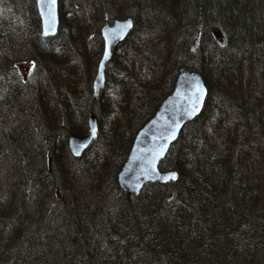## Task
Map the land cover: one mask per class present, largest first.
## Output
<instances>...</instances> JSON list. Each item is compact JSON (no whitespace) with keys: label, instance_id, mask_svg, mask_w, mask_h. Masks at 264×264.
Masks as SVG:
<instances>
[{"label":"trees","instance_id":"1","mask_svg":"<svg viewBox=\"0 0 264 264\" xmlns=\"http://www.w3.org/2000/svg\"><path fill=\"white\" fill-rule=\"evenodd\" d=\"M71 2V9L60 3L58 34L48 42L41 35L35 0H0V120L10 129L9 138L0 132V264H264V168L249 159L257 148L243 130L249 119L264 143L263 112L248 109L232 91L235 72L203 46L216 43L213 31L219 29L225 36L221 47L227 48L231 34L239 33L254 55L264 56V0ZM106 12L109 17L102 20ZM90 14L98 34L102 25L131 17L133 28L125 39L142 54L139 66L132 65L123 42L116 46L105 69L107 92L112 88L107 81L115 79L125 92L141 88L148 96L160 79L158 71L173 78L180 66L195 70L192 63L198 60H209L214 72L218 66L228 69L218 75L222 106L205 113L214 104L205 80L203 110L183 127L159 163L160 170H175L177 178L146 184L131 196L118 185L120 163L105 168L86 150L71 156L68 136L86 132L73 126L77 89L69 88L60 74L39 70L33 60L42 51L64 58L66 45L81 51L84 59V29L78 36L72 24ZM177 49L185 60L177 57ZM57 61L47 58V65L52 69ZM39 80L46 82L38 86ZM105 90L96 101L90 97L89 105L98 104V134L114 150L125 145L120 128L127 98L116 102ZM165 93L157 94L159 103ZM158 102L145 113L139 110L135 121L130 117L135 128L131 142ZM224 108L238 120L236 139L224 121ZM197 118L204 122L202 131L196 128ZM67 159L78 164L69 177ZM55 164H63L61 172Z\"/></svg>","mask_w":264,"mask_h":264},{"label":"rangeland","instance_id":"2","mask_svg":"<svg viewBox=\"0 0 264 264\" xmlns=\"http://www.w3.org/2000/svg\"><path fill=\"white\" fill-rule=\"evenodd\" d=\"M18 1L23 3V1L25 2L26 0H18ZM63 2L64 3L67 2L66 6L69 7V9L72 8L71 0H60V3H63ZM109 13L107 12L104 13L102 20L107 19L109 17ZM91 17L92 15L90 14L88 18H85V17L81 18V20H76L72 24L74 25V28L76 27L78 29V34H79L78 36H81V32H82L81 30L84 29V34L82 35V38H81V39H85V42L83 40V43L86 46L84 50L85 52L83 53L84 59H82L83 56L81 55V51L73 50L68 45H66L63 51L65 55L64 58H63V55L59 56L56 54V52L55 53H48V52L43 53L42 51L41 53H38L37 56H35L36 58L33 59V60L38 61L39 66H40L38 68L39 70H43V71L50 70L49 75L53 74V76L54 74L55 75L60 74L61 76L59 77V79L62 80L63 82L67 80V82L65 83L70 84L69 88L77 89L75 93L76 94L75 98L77 102L74 107L77 110L73 113V116L75 117L76 121L73 123V126L75 129L81 130V131L85 130V128L87 130V124H88L90 114H94L96 117L98 116L96 113L97 112L96 108L98 104L92 102L91 103L92 106H90L89 103L91 102L90 97L91 98L93 97V101H96L99 98V95L96 98L93 96L94 90H93L92 80H93L94 75L96 74L97 66H98V63L100 61V58L103 52V46L101 47V43H103V41H102L100 34L95 32V24L91 20H88ZM69 27L71 28L72 26H69ZM133 35L136 36L137 34L134 33ZM139 40L141 39L138 37V41ZM129 42H130L129 39H125L123 41V45L125 46L124 47L125 55L130 60L132 65L139 66V62H140L139 57L142 58V54H140L138 50L130 46L131 42L130 43ZM203 46H204V49H207L210 55L215 56L216 54L218 56L217 58H220L221 60H223L224 63L227 64L226 66L228 67V69L232 68V70L235 72V75L237 76V79H236L237 86H235L234 89L232 88V91L233 92L235 91L237 94H239L240 97H242L244 104L248 107V109H252V111L253 109L255 110L259 109V111L258 110L256 111L258 114L260 112H263V114H261V117L264 118V111H263L264 110V56L258 57V55H254L252 50L247 46L246 41L242 38L241 34L239 33H233V35L231 34L230 44L227 48L221 47L217 42L211 44V43H208L207 41L204 42ZM143 53L147 54L148 51H144ZM176 54H178L177 57H181L183 60L187 58V56L184 55V53H182L181 50L178 51L177 49ZM251 55L254 56L253 60H252L253 56ZM47 58L50 61L54 59H59V61H57L55 66H52V69H50L51 66L47 65L48 64ZM27 65L28 63H26V65L24 63L23 66H27ZM29 66L30 68L33 67V65L31 64ZM110 66H111V63H107L106 69H108ZM192 67L195 69L193 71L200 73L203 79H205L208 82V84L211 86L209 99H210V102H213L214 104L210 105L207 111H205L207 115H211L216 110V108H214L215 106H218V107L222 106L218 99L220 95L219 82L221 78L218 75L219 74L221 75L220 72L222 73L227 72L228 69L225 67L218 66L219 71L214 72L211 68V62H209V60L195 61L192 63ZM73 69H75L77 73L76 75L72 76L71 75L72 73L70 71ZM260 69L263 70V73L260 72ZM215 75H217V77ZM158 78L160 79H158L155 82V85L151 87L152 92L150 91L148 96H143V92L141 91L142 90L141 88L140 90L134 89L133 91L129 89L130 91L127 90V92H125L124 89L126 87L125 88L122 87L123 84L121 83V81H119V84L116 86L115 79H111V81L109 79L107 81V83H110L112 87L109 89V92H107L105 90V87H106V81H105V85L102 88V90L106 91L109 98L112 97V100H115L116 102L120 101L121 99L123 100L125 98H127L126 101H128V102L126 101L124 102L125 103L124 105L126 107L125 109L127 110V113H126L127 116L122 121L121 128H120V139L122 138V140L125 142V145H124V142L121 141V143L124 145L123 147L119 148L117 147V145L114 144L116 146L114 150L107 149L105 138L100 133V134H97L96 138L94 139L95 142L93 143V146L91 145L86 150L88 155L90 156L93 155L92 158H94L96 161L103 162L105 168L106 166H109L112 163H115V164L120 163V165H122V163L125 161V158L127 156V153L125 154L126 146L129 142H131L132 133H133L131 131H134L135 129L133 125H130V117L132 116V120L135 121V116L139 115L138 114L139 110H142L141 112L145 113L148 109V106H151V109H152V106H154V104L158 102L159 99H156L157 94L158 95L160 94L159 96H162L166 92L165 95H167L169 94L170 90L173 88L175 76L172 78V75L169 76V73H166L165 75L161 73L159 76V71H158ZM45 82H43V80H39L38 86ZM129 82L131 83L132 80L130 79ZM115 86L116 88H114ZM44 89L46 92L50 93V88H47L45 86ZM113 89L115 91L113 94L114 96L111 95L112 93L110 91ZM144 103L146 104L144 105ZM158 105L159 104H157L156 108L158 107ZM156 108L153 109L152 113H154ZM87 111H93V112L87 113ZM221 112H223L224 114L225 108ZM226 112H229V111H226ZM230 114H231L230 112L227 114L225 113L224 121L226 122L227 126H229V128L231 129V132H233L234 139H236L235 135L239 129L236 123L238 122V120L235 121V119H233V116ZM49 118L50 117H46L44 118V120L47 121V119ZM196 120H197L195 123L196 128L202 131L204 127L202 126L204 124L203 120L200 118H197ZM233 121H234V125H232ZM247 124L248 126L247 127L245 126L243 130L247 128L245 130L247 133V138H250L249 140L250 144L254 145L253 146L254 149L257 148V150H253V152L255 151V154L253 153L251 155L252 157L249 156V159L254 158V160H256L258 164L260 162V165L264 168V148L261 151L258 150V148H261L260 146L264 147V143L263 142L261 143L260 140H257L258 133L255 130L257 128L251 125V122L249 119H248ZM1 131H2L1 134L5 137L7 136V134L10 133L8 122L5 123L4 121L2 122L0 120V132ZM48 131L53 133V135H58V132H59L57 129L52 128V127L51 128L49 127ZM227 134L229 135V133ZM76 135H80V134H76ZM67 145H68V140H67ZM130 146L128 147L130 148ZM73 158H77V157L73 156ZM63 161L65 163L64 166L66 165L68 167V171H67L68 177L72 176L73 173L71 174L70 169H72V167L75 168L76 165H78V164H75L76 160L71 161L67 159ZM62 165L60 166V165L55 164L54 167L57 169L58 172H61V167H63ZM73 184L76 185L74 178H73ZM48 190H49V187H48Z\"/></svg>","mask_w":264,"mask_h":264},{"label":"water","instance_id":"3","mask_svg":"<svg viewBox=\"0 0 264 264\" xmlns=\"http://www.w3.org/2000/svg\"><path fill=\"white\" fill-rule=\"evenodd\" d=\"M36 3L43 36H53L57 32L59 22L58 0H55L51 7V0H36ZM128 22H131V26L125 27ZM132 28L131 17L116 18L101 28L104 47L93 78L95 98L104 86L106 63L116 46L124 41ZM213 37L219 45L225 43V36L219 29L213 31ZM207 95V83L200 73L188 70L185 66L178 68L173 88L135 133L125 161L117 173L118 185L127 196L138 194L146 184L166 183L177 178L175 170H160L159 163L171 144L178 139L183 127L201 113ZM97 133L98 121L96 116L91 114L86 133L71 134L68 138V148L72 156L80 157L94 141ZM172 174H175V179L170 178Z\"/></svg>","mask_w":264,"mask_h":264},{"label":"snow or ice","instance_id":"4","mask_svg":"<svg viewBox=\"0 0 264 264\" xmlns=\"http://www.w3.org/2000/svg\"><path fill=\"white\" fill-rule=\"evenodd\" d=\"M55 4V0H51V4L49 5V7H51V5ZM131 26V22H128L125 27H130ZM162 154V153H161ZM153 171H155V169L153 168ZM169 177H165V179H168ZM171 179H175V174H172Z\"/></svg>","mask_w":264,"mask_h":264},{"label":"bare ground","instance_id":"5","mask_svg":"<svg viewBox=\"0 0 264 264\" xmlns=\"http://www.w3.org/2000/svg\"><path fill=\"white\" fill-rule=\"evenodd\" d=\"M39 18H40V16H39ZM106 24H108V23H106ZM104 25H105V24H104ZM104 25H102L101 28H102ZM100 36H101V29H100ZM101 38H102V36H101ZM102 41H103V39H102ZM102 44H103L102 46L104 47V42H103ZM94 76H95V75H94ZM88 148H89V147H88Z\"/></svg>","mask_w":264,"mask_h":264}]
</instances>
